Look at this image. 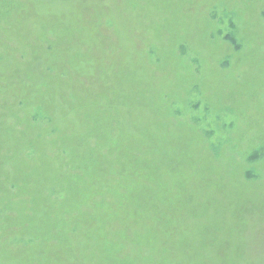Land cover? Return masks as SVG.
<instances>
[{
	"label": "rangeland",
	"instance_id": "374dc122",
	"mask_svg": "<svg viewBox=\"0 0 264 264\" xmlns=\"http://www.w3.org/2000/svg\"><path fill=\"white\" fill-rule=\"evenodd\" d=\"M0 264H264V0H0Z\"/></svg>",
	"mask_w": 264,
	"mask_h": 264
},
{
	"label": "trees",
	"instance_id": "16d2710c",
	"mask_svg": "<svg viewBox=\"0 0 264 264\" xmlns=\"http://www.w3.org/2000/svg\"><path fill=\"white\" fill-rule=\"evenodd\" d=\"M230 41L234 42L236 39L234 38H228ZM235 43V42H234Z\"/></svg>",
	"mask_w": 264,
	"mask_h": 264
}]
</instances>
